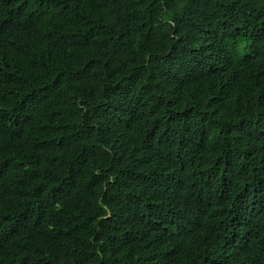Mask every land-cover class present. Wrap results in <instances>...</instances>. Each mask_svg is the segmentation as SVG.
Returning <instances> with one entry per match:
<instances>
[{"label": "trees", "instance_id": "1", "mask_svg": "<svg viewBox=\"0 0 264 264\" xmlns=\"http://www.w3.org/2000/svg\"><path fill=\"white\" fill-rule=\"evenodd\" d=\"M0 264H264V0H0Z\"/></svg>", "mask_w": 264, "mask_h": 264}]
</instances>
